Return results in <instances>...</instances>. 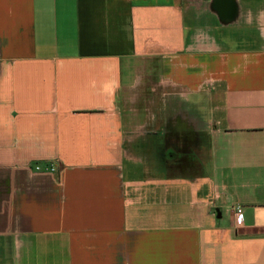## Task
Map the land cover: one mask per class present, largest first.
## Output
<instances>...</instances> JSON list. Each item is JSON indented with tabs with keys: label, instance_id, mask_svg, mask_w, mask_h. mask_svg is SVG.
<instances>
[{
	"label": "crops",
	"instance_id": "obj_1",
	"mask_svg": "<svg viewBox=\"0 0 264 264\" xmlns=\"http://www.w3.org/2000/svg\"><path fill=\"white\" fill-rule=\"evenodd\" d=\"M0 264H264V0H0Z\"/></svg>",
	"mask_w": 264,
	"mask_h": 264
},
{
	"label": "built area",
	"instance_id": "obj_2",
	"mask_svg": "<svg viewBox=\"0 0 264 264\" xmlns=\"http://www.w3.org/2000/svg\"><path fill=\"white\" fill-rule=\"evenodd\" d=\"M233 209H234V215H235V222L237 225H241L244 221L243 207L240 205H237L233 207Z\"/></svg>",
	"mask_w": 264,
	"mask_h": 264
}]
</instances>
